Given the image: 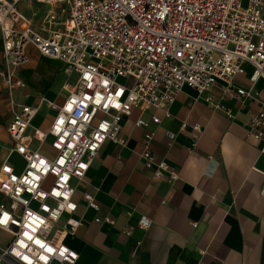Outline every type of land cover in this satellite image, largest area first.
<instances>
[{"label":"built area","instance_id":"2783aa9c","mask_svg":"<svg viewBox=\"0 0 264 264\" xmlns=\"http://www.w3.org/2000/svg\"><path fill=\"white\" fill-rule=\"evenodd\" d=\"M24 1L0 0V79L11 117L6 131L10 152L24 162L21 171L7 159L0 165V233L8 235L0 264H76L78 254L64 244L80 226L73 218V180H83L107 141L123 146L121 123L134 109L158 125L153 112L169 117L184 87L206 94L205 104L217 110L224 107L211 96L216 89L256 102L249 132L264 156V100L256 88L264 89V0H31L45 10L29 16L21 10ZM29 48L62 67L64 99L48 103L54 118L46 132L31 125L38 106L14 95L25 88L18 72L30 62ZM239 77L247 88L236 84ZM135 126L148 123L139 119ZM191 129L201 133L197 124ZM167 136L170 147L174 136ZM153 137H144L143 166L153 180L174 184L179 174L153 155ZM83 201L98 212L91 194ZM151 224L141 216L137 227L147 231Z\"/></svg>","mask_w":264,"mask_h":264},{"label":"crops","instance_id":"0c3cea01","mask_svg":"<svg viewBox=\"0 0 264 264\" xmlns=\"http://www.w3.org/2000/svg\"><path fill=\"white\" fill-rule=\"evenodd\" d=\"M34 5L39 6L28 0V13L21 10L29 16L36 12ZM27 52L30 62L18 72L25 88L14 95L17 102L47 113L39 116L38 111L31 122L46 132L54 118L48 103L60 105L64 98L62 67L33 48ZM0 60L2 67L1 37ZM236 84L248 87L244 77ZM256 88L264 100V89ZM205 95L184 87L169 106V117L161 110L153 112L160 119L158 125L150 123V113L134 109L121 123L123 146L107 141L83 180H73L77 203L73 218L80 226L64 244L78 254L76 264H264V201L259 195L264 156L262 144L249 132L250 114L259 106L216 89L211 96L224 107L217 110L205 104ZM38 116L41 123H34ZM10 118L0 79V165L7 159L21 171L22 158L10 152L13 145L6 131ZM139 119L148 127H136ZM182 124H187L184 130ZM196 124L200 134L191 129ZM148 133L154 134L151 151L156 159L178 172L176 183L153 180L144 168L139 156ZM167 134L174 136L170 147ZM84 194L94 197L98 212L86 206ZM141 216L152 222L147 231L137 227Z\"/></svg>","mask_w":264,"mask_h":264},{"label":"rangeland","instance_id":"374dc122","mask_svg":"<svg viewBox=\"0 0 264 264\" xmlns=\"http://www.w3.org/2000/svg\"><path fill=\"white\" fill-rule=\"evenodd\" d=\"M27 4H28V0H25L22 4H20V7L26 13H28V11H29V7L27 6ZM34 8H35V10H40V11H42L43 9L45 10L44 7L36 6V5H34ZM0 68H1V60H0ZM57 80H59V77L57 78ZM39 116H45L46 117L47 113L44 110H41V111H39ZM39 116L34 119V123H38V121H40ZM39 123H41V121ZM15 164L17 166H21L22 165V161L21 160H17V161H15ZM5 242H6L5 237L0 233V244H4Z\"/></svg>","mask_w":264,"mask_h":264}]
</instances>
